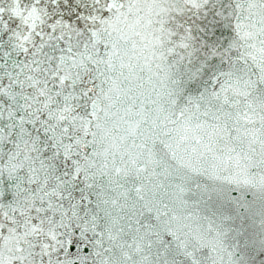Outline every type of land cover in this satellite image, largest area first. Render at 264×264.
Instances as JSON below:
<instances>
[{
  "label": "snow or ice",
  "instance_id": "1",
  "mask_svg": "<svg viewBox=\"0 0 264 264\" xmlns=\"http://www.w3.org/2000/svg\"><path fill=\"white\" fill-rule=\"evenodd\" d=\"M0 264H264V0H0Z\"/></svg>",
  "mask_w": 264,
  "mask_h": 264
}]
</instances>
